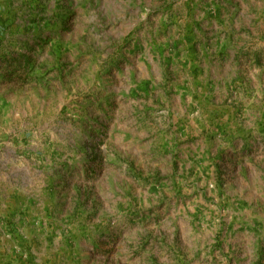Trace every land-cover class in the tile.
Wrapping results in <instances>:
<instances>
[{
	"label": "rangeland",
	"instance_id": "1",
	"mask_svg": "<svg viewBox=\"0 0 264 264\" xmlns=\"http://www.w3.org/2000/svg\"><path fill=\"white\" fill-rule=\"evenodd\" d=\"M0 4V264H264V0Z\"/></svg>",
	"mask_w": 264,
	"mask_h": 264
},
{
	"label": "crops",
	"instance_id": "2",
	"mask_svg": "<svg viewBox=\"0 0 264 264\" xmlns=\"http://www.w3.org/2000/svg\"><path fill=\"white\" fill-rule=\"evenodd\" d=\"M0 10H2L1 4ZM19 147V145L14 146L15 149ZM37 191V187L29 177L19 178L15 173L0 175V256L5 252L12 253V256L16 255V250L13 253L14 248L9 250L4 244L11 236L6 232L9 228H14L11 234L18 241L25 238L31 239L36 233V228H39L41 222L46 219L48 214L46 211L43 216L34 209L33 203L36 200ZM10 217L13 218V224H8ZM23 245L19 253L17 252L18 257L24 261H30V264H36L37 258L33 255L35 253L32 251L33 246L30 251H27Z\"/></svg>",
	"mask_w": 264,
	"mask_h": 264
}]
</instances>
